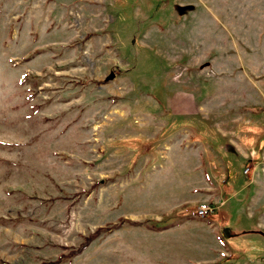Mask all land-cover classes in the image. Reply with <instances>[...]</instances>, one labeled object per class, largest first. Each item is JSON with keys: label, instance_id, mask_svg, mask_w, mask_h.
I'll use <instances>...</instances> for the list:
<instances>
[{"label": "rangeland", "instance_id": "rangeland-1", "mask_svg": "<svg viewBox=\"0 0 264 264\" xmlns=\"http://www.w3.org/2000/svg\"><path fill=\"white\" fill-rule=\"evenodd\" d=\"M262 226L264 0H0V264H264Z\"/></svg>", "mask_w": 264, "mask_h": 264}, {"label": "crops", "instance_id": "crops-1", "mask_svg": "<svg viewBox=\"0 0 264 264\" xmlns=\"http://www.w3.org/2000/svg\"><path fill=\"white\" fill-rule=\"evenodd\" d=\"M250 152L251 151L244 149L243 147L241 148L237 147L235 155H231L227 157L226 155L223 156L221 154V158L219 159V161L221 163L222 179L219 181H216L215 179L207 181L200 174V178H202L203 180L204 188L201 189L200 187V189H194V192L196 191L195 194H197L198 196L192 197L191 199H187V201H183L178 205L185 204L186 202L189 205H196L203 202L210 204H218V209L215 215H213L208 220H204L206 222L208 221V225L210 224L211 226L212 224L214 225L215 223H218V221H223V220L227 221L228 219H230V217L233 215L231 214L232 213L231 211L223 210V212H221L220 210L225 206L227 201H229L235 195V193H237V192H233L232 189L234 184L233 182L235 181L234 177L232 176L237 174L241 178L242 185L240 186L241 187L240 189L243 188L244 190L245 188L249 190V185L251 186L256 185L254 184L255 182L249 180L247 175L244 173V170L248 166L246 163L247 161L250 160L247 159ZM252 152L254 151L252 150ZM207 169L209 170L208 167ZM244 181H246V183ZM250 197L251 196L249 195V199ZM252 215L256 216L257 214L253 213ZM216 217H217V221H215ZM261 225L262 224L257 223L256 228L258 229V227H261ZM207 229L211 233L214 230V228L212 227H208Z\"/></svg>", "mask_w": 264, "mask_h": 264}, {"label": "built area", "instance_id": "built-area-1", "mask_svg": "<svg viewBox=\"0 0 264 264\" xmlns=\"http://www.w3.org/2000/svg\"><path fill=\"white\" fill-rule=\"evenodd\" d=\"M248 168L244 170V173H247ZM218 208V204L210 203H199L189 210L188 216L192 219L197 220H208L209 217L215 213Z\"/></svg>", "mask_w": 264, "mask_h": 264}, {"label": "trees", "instance_id": "trees-1", "mask_svg": "<svg viewBox=\"0 0 264 264\" xmlns=\"http://www.w3.org/2000/svg\"><path fill=\"white\" fill-rule=\"evenodd\" d=\"M157 229V228H154ZM94 238V235H92L91 237L85 239V242L80 246L79 250L82 249L83 247H85L87 245V243H89V241Z\"/></svg>", "mask_w": 264, "mask_h": 264}]
</instances>
